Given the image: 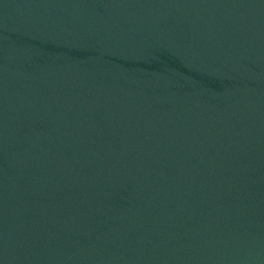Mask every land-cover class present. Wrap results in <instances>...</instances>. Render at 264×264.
I'll return each instance as SVG.
<instances>
[{"label": "water", "instance_id": "obj_1", "mask_svg": "<svg viewBox=\"0 0 264 264\" xmlns=\"http://www.w3.org/2000/svg\"><path fill=\"white\" fill-rule=\"evenodd\" d=\"M0 264H264V0H0Z\"/></svg>", "mask_w": 264, "mask_h": 264}]
</instances>
